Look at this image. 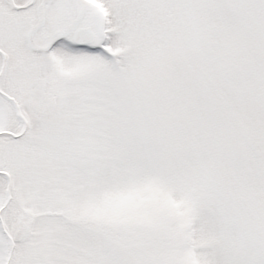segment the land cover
<instances>
[{"label":"snow or ice","instance_id":"snow-or-ice-1","mask_svg":"<svg viewBox=\"0 0 264 264\" xmlns=\"http://www.w3.org/2000/svg\"><path fill=\"white\" fill-rule=\"evenodd\" d=\"M0 264H264V0H0Z\"/></svg>","mask_w":264,"mask_h":264}]
</instances>
